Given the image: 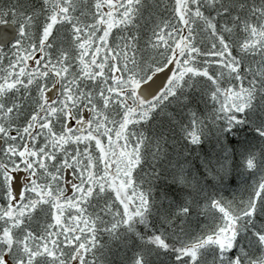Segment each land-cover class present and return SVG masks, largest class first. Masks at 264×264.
Masks as SVG:
<instances>
[{"label":"snow or ice","instance_id":"snow-or-ice-1","mask_svg":"<svg viewBox=\"0 0 264 264\" xmlns=\"http://www.w3.org/2000/svg\"><path fill=\"white\" fill-rule=\"evenodd\" d=\"M0 264H264V0H0Z\"/></svg>","mask_w":264,"mask_h":264},{"label":"rangeland","instance_id":"rangeland-1","mask_svg":"<svg viewBox=\"0 0 264 264\" xmlns=\"http://www.w3.org/2000/svg\"><path fill=\"white\" fill-rule=\"evenodd\" d=\"M233 187H236V184H233ZM227 193H229V192H227ZM230 196L232 195V193L231 194H229Z\"/></svg>","mask_w":264,"mask_h":264},{"label":"trees","instance_id":"trees-1","mask_svg":"<svg viewBox=\"0 0 264 264\" xmlns=\"http://www.w3.org/2000/svg\"><path fill=\"white\" fill-rule=\"evenodd\" d=\"M207 146H205V149H206ZM233 184H235V182H233ZM229 193L231 194V192L229 191Z\"/></svg>","mask_w":264,"mask_h":264}]
</instances>
